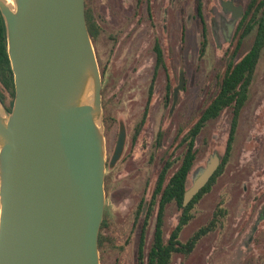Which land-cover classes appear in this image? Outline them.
<instances>
[{
	"label": "rangeland",
	"instance_id": "obj_1",
	"mask_svg": "<svg viewBox=\"0 0 264 264\" xmlns=\"http://www.w3.org/2000/svg\"><path fill=\"white\" fill-rule=\"evenodd\" d=\"M90 0L102 35L94 46L102 76V121L106 173L105 206L99 247L100 264H138L137 244L142 218L134 216L141 199H149L159 172V157L180 155L171 137L185 134L215 98L234 52L235 29L239 18L230 11H245L250 0H202L206 24V49L200 54L202 25L196 17L195 0ZM230 3V5H229ZM150 4L151 14L146 13ZM157 37L165 57L166 70H160L149 102L147 122L131 147L133 129L140 122L148 100L154 68L152 44ZM254 34L243 42L237 57L251 48ZM183 87L174 103L172 92ZM169 87V92L166 90ZM4 95V107L11 98ZM171 110L173 113H171ZM232 110L224 111L209 123L196 141L197 158L189 177L207 166L213 154L222 157L230 130ZM128 135L124 160L112 170L119 127ZM169 132L162 152L155 136ZM170 137V138H169ZM150 147V149H149ZM225 211L217 228L201 240L187 257L174 255L171 264H264V51L249 91L236 132L231 157L209 193L193 210L194 218L182 231L185 243L194 232L206 226L218 207ZM180 212L175 205L166 208L163 235L167 241L176 227ZM152 223L147 231L145 254L152 245Z\"/></svg>",
	"mask_w": 264,
	"mask_h": 264
},
{
	"label": "water",
	"instance_id": "obj_2",
	"mask_svg": "<svg viewBox=\"0 0 264 264\" xmlns=\"http://www.w3.org/2000/svg\"><path fill=\"white\" fill-rule=\"evenodd\" d=\"M13 2L0 0L15 88L10 112L0 101V264H100L102 81L85 0ZM182 87L181 76L175 101ZM123 145L124 134L113 162ZM219 160L194 173L184 207Z\"/></svg>",
	"mask_w": 264,
	"mask_h": 264
},
{
	"label": "trees",
	"instance_id": "obj_3",
	"mask_svg": "<svg viewBox=\"0 0 264 264\" xmlns=\"http://www.w3.org/2000/svg\"><path fill=\"white\" fill-rule=\"evenodd\" d=\"M86 23L93 44L94 26L91 24V21H89L88 18L86 19ZM251 34H254V41L250 50L241 58L237 57V51L241 49L244 40ZM236 36L234 52L227 65L224 77L222 78L221 84L219 86V91L215 98L210 102V105L203 112L200 122L195 127V136H197L204 124L210 121H215L220 117L222 112L231 109L232 123L228 136L226 153L219 171L202 191V193L194 199L192 205L196 204L200 196L207 194L210 191L216 176L221 173L223 166L229 160L231 155L232 146L235 141L238 120L244 106L248 101L250 87L254 80L261 54L264 51V0H250L244 11V17L236 32ZM205 48V44H202V53L204 52ZM1 89H3L12 100L10 105L11 107L8 110L10 112L15 98V88L13 75L7 56L5 24L0 13V100L4 102V95ZM188 170L189 166L186 163L184 166V174H186ZM179 179L180 178L177 179L175 185H172V187L170 186L166 197H164L161 212L156 224V231L152 245L147 254L145 264H171L174 255H182L184 257L189 256L194 252L202 239L214 232V230L217 228V225L219 224L220 219L225 216L224 211H217L214 214V218L206 226L198 229L187 242L181 243L178 240V234L181 229L191 220V217L187 214L188 209H186L184 210V214L180 219L179 226L171 234L170 238L165 241L162 233L163 209L165 203L170 200H176L177 204L181 206L183 188ZM192 205H190L189 208ZM145 230L146 225L142 229V234L138 243L139 264H144ZM99 245H101L100 233Z\"/></svg>",
	"mask_w": 264,
	"mask_h": 264
},
{
	"label": "flooded vegetation",
	"instance_id": "obj_4",
	"mask_svg": "<svg viewBox=\"0 0 264 264\" xmlns=\"http://www.w3.org/2000/svg\"><path fill=\"white\" fill-rule=\"evenodd\" d=\"M143 1L144 0H138L137 2L139 4H141V3H143ZM202 3H203L202 0H195L196 17L199 19V21H200V23L202 25V33H201L202 42H201V46H202V44H205V47H206L207 29H206V24H205V21H204V18H203V14H202V9H203V4ZM229 9L233 13L232 15H235V16H237L239 18L238 25H237V27L235 29V33H236L238 28H239V25H240V23H241V21H242V19L244 17V11L240 15L238 9H234L231 6H230ZM146 13L149 14V16H150V14H151L150 4H148L146 6ZM85 15H86V19L88 18L89 21H91V24L94 26V28H93L94 29L93 30V43H94V46H96L99 38L102 35V30H101V27H100V25H99V23L97 21L96 16L93 14V12L91 10L90 0H85ZM201 46H200V54L203 55L205 53V50L202 53L201 52ZM152 52L154 54V58L155 59H154L153 73H152L151 81H150L151 84H150V87L148 88V100H147V103H146V105L144 107V111H143V114H142L140 122L133 129V134H132L131 140H130L131 147L136 145L138 137L140 136V134H141V132L143 130V127L145 126V124L147 122L149 102L151 100V96H152V93H153L152 92L153 91V86H154L155 81L157 80L158 73H159L160 70H166L165 57H164V54H163L161 43H160V41H159V39L157 37H155L154 40H153ZM224 74H225V72H224ZM100 76H101V73H100ZM223 77H224V75H223ZM101 81H102V76H101ZM220 84H221V82H220ZM166 90L168 92L170 90L168 85H166ZM179 91L180 90H178V92H177V97H178ZM175 92H176V89L172 92L174 103L176 102L175 101ZM101 99H102V87H101ZM2 104H4V102H2ZM209 105H210V103L208 104V106ZM206 108L204 109V111L206 110ZM9 109L10 108H8L7 110H9ZM203 112H202L201 116L203 115ZM171 113H173L172 110H171ZM201 116L199 117L198 121L185 134L181 135V133L176 132L175 136L171 137V144L175 141V149L176 150H181L180 155H176L174 157H170V159H168L169 157H167V159H165V160L162 159V156L159 157V165H160L159 168L160 169H159L157 178H156V180L154 182V185L152 187V190L149 193L150 198L149 199H141L140 202L138 203V205L136 207V211L134 213L135 214V216H134L135 222L138 219L140 220L142 218V223H141V227H140V231H139V237H138V243H139V239H140L141 234H142V229H143V227L145 225H146V230H145V233H144V240L146 241L147 231H148V229H149V227H150V225L152 223H154V225H153V236H152V241H153L154 234H155V231H156V224H157L160 212H161V208H162L164 197H166V195L168 193V190L170 189V186L172 187V185H175V182L177 181L178 178H180L179 180L182 183V188H183L182 203H181V206H179L177 204L176 200H170V201H167L165 203V206H164V209H163V218H162V222H163L162 233H163V226H164L165 211H166V208L168 206H170V205H175L178 208V210L180 212V215H179V218H178L177 225L172 230V232L170 233L168 239L170 238L171 234L176 230V228L179 226L180 219L182 218V216L184 214V210H186V209H188L187 214L191 217V220H190V222H191L193 220V218H194V215H193L194 207L199 202V200H201V198L204 195H206V194H203L202 196H200L198 201L196 202V204L192 205V202L194 201V199L196 197H198L202 193V191L206 188V186L212 181V179L215 177V175L217 174V172L219 171V169H220V167L222 165V161H223V158H224L225 153H226L227 142H226V147H225L224 154L222 155V157H220L219 165H218V168L215 171L214 175L212 176L210 181L204 186V188L202 190H200V192L184 207L183 206V200H184L185 193L192 187V186L188 187V182H189V177H190V175L192 174V172L194 170V166H195V162H196V158H197L196 141L199 138V136L201 135V133L204 131V129H206L208 124L213 122V121H210V122H207L206 124H204L202 126V128L200 129L199 133L197 134V136H195V127L200 122ZM231 123H232V119H231ZM231 123H230V128H231ZM238 123H239V120H238ZM237 128H238V126H237ZM229 133H230V130H229ZM122 134H124L123 149H122V152H121L119 158L115 162H113L114 155L116 153V147H117L118 141H119V139H120ZM169 134L170 133L167 132V131L163 132V131L159 130L156 133V136H155V142H156V147H157L156 149L159 150L160 153H162V154L165 152L164 153L165 155L168 153V151H167L168 147H166L164 152H162V149L164 148V143L166 142V138L169 136ZM228 136H229V134H228ZM127 141H128V135H127V133L125 131V127L123 125H120V127H119V135H118V138H117V141H116V145H115V149H114V152H113L112 159L110 161V166L112 167V170L116 169L117 165L124 160V158H125L124 154H125V151H126ZM227 141H228V138H227ZM149 149H150V147H149ZM232 150H233V146H232ZM231 154H232V151H231ZM230 157H231V155H230ZM230 157H229V159H230ZM228 161L223 166V170L221 171V173L218 176H216L215 181L217 180V178H219L222 175V173H223ZM186 163L189 166V170H188V172L186 174H184V166H185ZM180 176H182V177H180ZM215 181L213 182V184L215 183ZM105 184H107V179H105ZM212 186H211V188H212ZM190 205H192V206L189 208ZM219 210L224 211L219 206L216 209V211L213 213L212 219L215 216L214 214L217 211H219ZM190 222H188V224L186 226H184L181 229V231L179 232V234H178V240L179 241H180V236H181L182 231L189 225ZM104 225H105L104 222H102V226H101V229H100V232H99L100 233V237H101V242H102L101 231H102ZM193 234H192V236H193ZM163 237H164V235H163ZM181 243H183V242H181ZM100 246L101 245H99V242H98V250H99ZM146 257H147V255L145 254V243H144V264L146 262ZM137 260H138V244H137Z\"/></svg>",
	"mask_w": 264,
	"mask_h": 264
},
{
	"label": "bare ground",
	"instance_id": "obj_5",
	"mask_svg": "<svg viewBox=\"0 0 264 264\" xmlns=\"http://www.w3.org/2000/svg\"><path fill=\"white\" fill-rule=\"evenodd\" d=\"M9 7L13 8L14 7V2L13 0H3Z\"/></svg>",
	"mask_w": 264,
	"mask_h": 264
}]
</instances>
